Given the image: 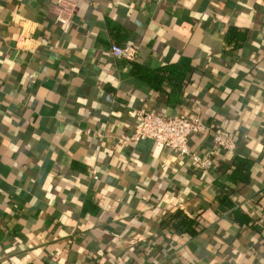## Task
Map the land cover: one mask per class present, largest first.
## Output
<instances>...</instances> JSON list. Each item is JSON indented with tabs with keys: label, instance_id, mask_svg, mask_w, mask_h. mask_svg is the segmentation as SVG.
I'll list each match as a JSON object with an SVG mask.
<instances>
[{
	"label": "crops",
	"instance_id": "1",
	"mask_svg": "<svg viewBox=\"0 0 264 264\" xmlns=\"http://www.w3.org/2000/svg\"><path fill=\"white\" fill-rule=\"evenodd\" d=\"M68 1L66 31L57 0H0V264H264V0ZM181 63L158 88L132 72ZM141 111L213 125L188 141L211 169L149 140L116 146ZM219 131L233 152L214 148ZM178 211L194 236L167 224Z\"/></svg>",
	"mask_w": 264,
	"mask_h": 264
},
{
	"label": "built area",
	"instance_id": "2",
	"mask_svg": "<svg viewBox=\"0 0 264 264\" xmlns=\"http://www.w3.org/2000/svg\"><path fill=\"white\" fill-rule=\"evenodd\" d=\"M74 10L75 5L68 0H57L51 7L55 20L66 31L71 27ZM109 53L116 59L132 60L136 55V49L131 45L118 46L112 44ZM213 129V125L207 126L203 123L198 113L163 117L154 112L141 111L138 124L132 134L126 139H118L116 146H125L128 143L137 144L149 140L185 158L192 166L208 171L212 167L211 157L207 154H197L190 151L188 141L190 136L200 135ZM212 142L214 148L226 152H233L236 147L235 140L228 131L215 132ZM91 173L93 179H97L96 171L92 170Z\"/></svg>",
	"mask_w": 264,
	"mask_h": 264
},
{
	"label": "trees",
	"instance_id": "3",
	"mask_svg": "<svg viewBox=\"0 0 264 264\" xmlns=\"http://www.w3.org/2000/svg\"><path fill=\"white\" fill-rule=\"evenodd\" d=\"M132 70L134 74L140 75L143 79H145L149 83H151L154 80L153 85L155 84V78H157L158 81L156 82V85L154 87L158 88L161 81L164 80V78L168 80L172 79L173 73H176L178 75L180 74L182 76L187 74L189 72V65L186 63L184 64L181 63L176 65L166 66L161 76L158 74L155 75L151 71L140 69L135 66ZM174 83H176L175 80ZM233 164L234 167L231 175L232 180L234 182L237 180H239L240 182H247V176L251 162L245 158L236 156L234 158ZM231 206H232L231 201L228 199L227 195L224 196L222 199H220V207L222 210H224L225 208L230 209ZM233 213H235V211ZM194 222L195 221L193 219L189 218L188 216L178 211L169 217L167 224H169L174 231H179L180 233H188L194 236L196 234V232H194L193 230Z\"/></svg>",
	"mask_w": 264,
	"mask_h": 264
}]
</instances>
